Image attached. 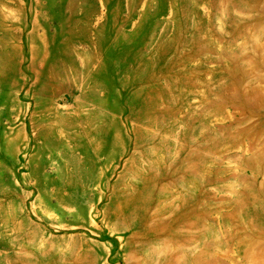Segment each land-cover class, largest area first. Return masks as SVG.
I'll return each mask as SVG.
<instances>
[{
	"label": "rangeland",
	"instance_id": "rangeland-1",
	"mask_svg": "<svg viewBox=\"0 0 264 264\" xmlns=\"http://www.w3.org/2000/svg\"><path fill=\"white\" fill-rule=\"evenodd\" d=\"M196 255L264 264V0H0V264Z\"/></svg>",
	"mask_w": 264,
	"mask_h": 264
},
{
	"label": "bare ground",
	"instance_id": "bare-ground-1",
	"mask_svg": "<svg viewBox=\"0 0 264 264\" xmlns=\"http://www.w3.org/2000/svg\"><path fill=\"white\" fill-rule=\"evenodd\" d=\"M195 257V264H202L201 259L198 255L194 256ZM190 261V260H189ZM191 263V262H190ZM193 263V262H192Z\"/></svg>",
	"mask_w": 264,
	"mask_h": 264
}]
</instances>
